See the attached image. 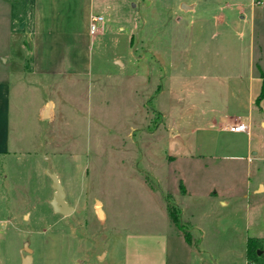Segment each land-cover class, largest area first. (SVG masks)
I'll return each instance as SVG.
<instances>
[{"label": "rangeland", "instance_id": "374dc122", "mask_svg": "<svg viewBox=\"0 0 264 264\" xmlns=\"http://www.w3.org/2000/svg\"><path fill=\"white\" fill-rule=\"evenodd\" d=\"M104 1L93 12L104 36L88 39L80 28V44L90 45L88 77L9 75L14 66L4 60L15 38L0 37V81L11 87L10 152L0 156V264H21L25 247L31 264H264V193H256L264 161L223 159L240 154L228 144L242 150L249 138L217 132L227 108L247 110L245 96L236 103L225 93L242 57L264 75V7ZM182 3L199 14H182ZM218 17L224 22L216 27ZM191 20L203 23L202 32ZM227 24L246 35L244 55L241 42L221 34ZM161 55L175 61L165 79ZM42 107L51 116L42 118ZM248 124L255 152L262 118ZM52 173L74 209L69 216L50 205Z\"/></svg>", "mask_w": 264, "mask_h": 264}, {"label": "crops", "instance_id": "0c3cea01", "mask_svg": "<svg viewBox=\"0 0 264 264\" xmlns=\"http://www.w3.org/2000/svg\"><path fill=\"white\" fill-rule=\"evenodd\" d=\"M105 4L104 0H0V37L7 34L9 39L15 38L13 42L9 40V51L7 57L4 56L6 57L4 63L8 64L10 62L14 66L10 67L11 71L8 74L10 73L14 77L29 75L36 78L88 77L92 72L90 52L88 51L90 45L88 41L86 44L81 45L80 36L81 32L88 39H93L96 36L90 35V19L94 16L95 7L100 9ZM250 6L254 8L251 4ZM180 10L184 15L190 14L191 18L199 14L195 4L182 3ZM200 13L202 14V11ZM80 14L82 15V22H80L82 27L78 23ZM218 18L221 23L216 27L223 25L224 22L223 17ZM241 19L243 20V17ZM20 24L21 28L18 31ZM196 25L198 24L193 23L191 20L189 26L192 28ZM213 26L211 24V28ZM224 26L226 28L223 29L221 34L226 35L223 34V37L228 42L232 40V37L236 38L239 44L241 42L244 55V50L247 47L246 35L243 32L232 34V31L229 30L230 26L228 24ZM202 27L203 23H200L197 32L199 29L202 32ZM80 28L83 29L81 32ZM105 30V25L102 24L99 34L104 36ZM221 34L218 33V37ZM215 35H211V38ZM202 36L203 33L200 34L199 38H202ZM251 42L252 38L250 44H252ZM150 51L147 48L145 54H149ZM158 57L161 60L160 62L163 60L160 67L164 71L162 78L165 79L168 71L175 70V61L172 59L170 61L169 58L162 57V55ZM142 59L138 57V60ZM244 60L245 56L242 57L243 64L238 66V70L241 72L238 77L225 78L227 80L225 93L227 97H231L236 103H239L245 96L246 102L245 100L243 102L246 103L247 110L246 112L241 111L244 112L241 114L239 111H230L227 108L228 114L223 116L217 132L228 134L231 138L236 139L239 135H246L249 139L242 150H239L240 145L237 143L226 144L231 150L240 152V154L236 153V155L222 158L236 162L246 161L248 165H252L254 161H264V137L258 135L260 137H257L258 142L254 152L249 132L251 124H248V121L249 123L252 122L253 118L259 115L262 118V127L264 128V97H261L264 91V75H255L251 58L249 64ZM1 65L0 63V70L4 71L5 68ZM162 91H165L164 85ZM240 95H242V99ZM227 102L230 103L229 99ZM45 110H48V108L42 107L40 110L42 118H44ZM10 114L11 87L7 82L0 81V156H6L10 152ZM234 124H245L248 132L233 133L225 128ZM212 126L210 125L208 128H212ZM214 156L206 157L213 159ZM257 186H260L261 189L256 193H264V183L259 182ZM222 206L227 207L228 202H223ZM103 258V256L100 257V260Z\"/></svg>", "mask_w": 264, "mask_h": 264}, {"label": "water", "instance_id": "95a60500", "mask_svg": "<svg viewBox=\"0 0 264 264\" xmlns=\"http://www.w3.org/2000/svg\"><path fill=\"white\" fill-rule=\"evenodd\" d=\"M50 106V105H49ZM48 106V107H49ZM48 110H45L43 117H47ZM49 177L52 181V188L54 190V194L52 197V201L50 203L53 212L56 214H59L61 216H69L74 212V209L70 206H68L65 202V193L63 191L62 186L60 185L58 178L56 174L52 173L49 174ZM98 212L101 214V210H98ZM25 255H22V263L21 264H31L32 263V257H31V251L29 248H24ZM257 255H260V252L257 253Z\"/></svg>", "mask_w": 264, "mask_h": 264}, {"label": "built area", "instance_id": "2783aa9c", "mask_svg": "<svg viewBox=\"0 0 264 264\" xmlns=\"http://www.w3.org/2000/svg\"><path fill=\"white\" fill-rule=\"evenodd\" d=\"M254 7H264V0H248ZM103 24V18L100 16H92L90 19L89 32L91 36H95L100 31V26ZM227 130L233 133L248 132V128L245 124H234L225 127Z\"/></svg>", "mask_w": 264, "mask_h": 264}, {"label": "trees", "instance_id": "16d2710c", "mask_svg": "<svg viewBox=\"0 0 264 264\" xmlns=\"http://www.w3.org/2000/svg\"><path fill=\"white\" fill-rule=\"evenodd\" d=\"M261 97H264V91L261 94ZM165 202H166V211H167L170 223L173 225L174 228L179 227L177 207L172 202H170L169 200L165 201ZM185 237L187 238V236H185ZM252 242H253V240H251V239L247 242V259L248 260H250L251 256H253V254H254L253 252H251L252 244H253ZM249 264H256V262H250L249 261Z\"/></svg>", "mask_w": 264, "mask_h": 264}]
</instances>
